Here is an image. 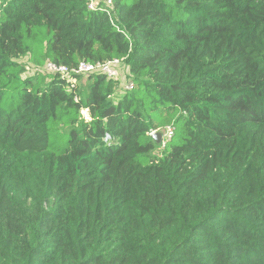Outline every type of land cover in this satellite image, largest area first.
Returning a JSON list of instances; mask_svg holds the SVG:
<instances>
[{"label": "trees", "instance_id": "1", "mask_svg": "<svg viewBox=\"0 0 264 264\" xmlns=\"http://www.w3.org/2000/svg\"><path fill=\"white\" fill-rule=\"evenodd\" d=\"M112 2L0 0V264H264V0Z\"/></svg>", "mask_w": 264, "mask_h": 264}, {"label": "built area", "instance_id": "2", "mask_svg": "<svg viewBox=\"0 0 264 264\" xmlns=\"http://www.w3.org/2000/svg\"><path fill=\"white\" fill-rule=\"evenodd\" d=\"M89 1V8L90 9H95L97 7V0H88ZM103 2H105L107 5H111L113 2L112 0H103ZM119 64V61H114L113 63L111 64H108V65H99L97 67H94V66H90V65H86V64H81L80 66V69H79V73L81 72H91V71H95V70H103L105 71L110 77H115L117 76V72L116 70H114L113 66H118ZM112 65V66H111ZM48 70H51V71H58L60 73H62L63 76H68L70 73V71L66 68V67H58V66H55L53 64H48L47 66ZM165 136L163 137L164 141H163V145L166 144V141L170 140L173 136V129L170 128V127H166L165 128ZM156 133H152L151 136L154 137Z\"/></svg>", "mask_w": 264, "mask_h": 264}, {"label": "rangeland", "instance_id": "3", "mask_svg": "<svg viewBox=\"0 0 264 264\" xmlns=\"http://www.w3.org/2000/svg\"><path fill=\"white\" fill-rule=\"evenodd\" d=\"M115 69H117V71L119 73L118 77H120V81H121L120 88L118 89V92H117V95H116V98H119L123 94L125 87L129 83L128 82V78H127L128 70L124 69V66L120 67V69H119V65L116 66ZM29 73L30 72H28L27 75ZM85 80L86 79H83L82 82H81L83 87L85 85ZM161 150H162V147L158 148L156 154L157 155H161ZM16 161H17V158L15 156H13V155L9 154L8 152H6L4 150V148H0V163L9 164V163H14Z\"/></svg>", "mask_w": 264, "mask_h": 264}, {"label": "water", "instance_id": "4", "mask_svg": "<svg viewBox=\"0 0 264 264\" xmlns=\"http://www.w3.org/2000/svg\"><path fill=\"white\" fill-rule=\"evenodd\" d=\"M154 139L157 141V143H161L162 141V135L161 134H155Z\"/></svg>", "mask_w": 264, "mask_h": 264}]
</instances>
